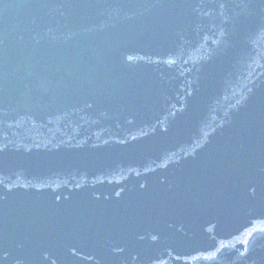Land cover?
Returning <instances> with one entry per match:
<instances>
[{"label":"water","instance_id":"water-1","mask_svg":"<svg viewBox=\"0 0 264 264\" xmlns=\"http://www.w3.org/2000/svg\"><path fill=\"white\" fill-rule=\"evenodd\" d=\"M0 264H264V0H0Z\"/></svg>","mask_w":264,"mask_h":264}]
</instances>
